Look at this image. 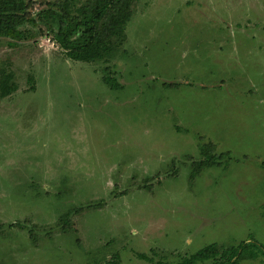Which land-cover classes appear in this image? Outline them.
Returning a JSON list of instances; mask_svg holds the SVG:
<instances>
[{"label": "rangeland", "instance_id": "374dc122", "mask_svg": "<svg viewBox=\"0 0 264 264\" xmlns=\"http://www.w3.org/2000/svg\"><path fill=\"white\" fill-rule=\"evenodd\" d=\"M27 1L36 19L58 0ZM27 27L0 38L17 84L0 100V264H176L264 244V0H136L105 61ZM203 144L217 164L193 176Z\"/></svg>", "mask_w": 264, "mask_h": 264}, {"label": "trees", "instance_id": "16d2710c", "mask_svg": "<svg viewBox=\"0 0 264 264\" xmlns=\"http://www.w3.org/2000/svg\"><path fill=\"white\" fill-rule=\"evenodd\" d=\"M32 5L27 0H0V38L17 41L30 39L34 31L27 25L35 26L39 21L53 35L52 38L66 56L77 61L96 62L109 60L125 42L127 25L133 16L136 0H58L41 10L36 19L29 12ZM102 80L112 89L123 87L110 72L103 74ZM16 90L14 73L1 69L0 100ZM199 150L202 158L194 164L193 176L205 167L216 165L218 160V155L212 153L210 145L203 144ZM69 213L64 217L67 224ZM152 253L157 255L154 249ZM137 256L154 260V256L147 253H138ZM259 256H264V244L257 241H240L238 245L229 247L211 243L195 253L182 256L176 264H241L244 259H256ZM160 258L154 264H173L164 255ZM92 264L121 263L114 256L111 260Z\"/></svg>", "mask_w": 264, "mask_h": 264}]
</instances>
